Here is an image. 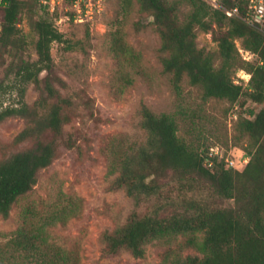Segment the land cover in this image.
Listing matches in <instances>:
<instances>
[{"label": "rangeland", "instance_id": "obj_1", "mask_svg": "<svg viewBox=\"0 0 264 264\" xmlns=\"http://www.w3.org/2000/svg\"><path fill=\"white\" fill-rule=\"evenodd\" d=\"M249 5L248 18L255 20L256 14H263L258 23L264 30V0H249ZM31 6L42 7L35 0H26L18 23L22 42L0 46V84L7 85L0 89L3 107L20 99L17 89L11 87L14 62L18 58H37V34L28 18ZM188 11L189 4L183 2L179 17ZM63 12L64 8L60 13L49 12L62 33V41L51 45L52 67L39 74V84L26 83L23 96L28 106L39 113L60 103V131H33L18 138L32 126L28 117L11 115L0 121V161L33 147L37 140L53 142L55 146L51 163L38 170L32 189L11 205L7 215L0 214V241L11 236L24 209L32 207L40 217L59 215L46 226L49 241L70 251L74 256L72 264H166L168 251H172L170 257L174 253L197 254L194 247L181 245L185 239L182 235L171 242H149L142 257H134L125 249L109 251L103 233L126 223L133 215H170L191 204L224 207L231 205L232 200L217 196L203 177L179 179L170 170L158 179L161 192L157 195L135 198L124 189L112 190L109 187L115 175L108 173L106 146L112 141L133 151L146 142L147 132L139 114L145 104L155 113L172 114L177 121V134L187 142L208 153L213 147L217 152L214 155L237 167L248 159L247 137L241 136L236 127L239 115L253 118L251 111H259L264 102L256 103L246 96L235 103L215 97L204 99L202 89L191 85L187 78L175 88L170 75L163 72L160 38L151 24L153 17L141 12L136 0L129 4L104 0L101 10L83 22L56 23L55 16ZM116 44L132 47L139 53V61L123 57L120 62L113 50ZM196 44L219 61L213 32L197 29ZM236 46L244 61H256V55L242 47L241 39H236ZM233 79L246 86L250 73L238 69ZM46 81L56 90L54 97L48 96ZM70 198L73 205H69Z\"/></svg>", "mask_w": 264, "mask_h": 264}, {"label": "trees", "instance_id": "obj_2", "mask_svg": "<svg viewBox=\"0 0 264 264\" xmlns=\"http://www.w3.org/2000/svg\"><path fill=\"white\" fill-rule=\"evenodd\" d=\"M35 1L42 7H29L28 18L37 34V58L33 61L18 58L14 62L11 87L17 89L20 99L0 106V121L11 115L28 117L31 121L32 126L18 138L33 131L58 133L63 122L60 103H53L49 110L39 113L23 100L25 84H39V74L52 67V43L62 41L52 15L40 0ZM136 2L141 12L153 17L151 24L160 38L158 50L163 72L170 75L175 88L187 78L191 85L202 89L204 99L215 97L235 103L246 96L256 103L264 102V30L257 21L248 18L249 0H219V7L206 0ZM183 2L189 4V11L180 18L178 10ZM25 4L26 0H0V46L18 44L23 38L18 23ZM234 8L236 13H225L226 9ZM197 29L213 32L218 62L212 52L197 47ZM238 38L245 50L256 55V61L242 59L236 46ZM113 50L120 62L123 57L139 61V53L125 44H116ZM238 69L250 73L246 86L234 82L233 75ZM3 86L7 85L0 84V89ZM44 88L49 97L57 94L48 81ZM239 104L243 106V102ZM251 113L253 118L239 115L237 121L239 134L247 137L248 159L236 167L180 137L172 114L155 113L142 104L139 114L141 126L147 132L146 142L133 151L112 141L106 146L108 173L115 175L109 188L124 189L135 198L157 195L161 192L158 179L170 170L179 179L192 175L205 178L217 196L232 200V204L224 207L191 204L170 215H133L126 223L103 233L109 251L125 249L134 257H142L149 242H171L182 235L185 239L181 245L192 246L198 253L185 256L174 253L170 257L172 251H168L166 264H264V107ZM54 155L53 142L37 140L33 147L0 161L1 215H7L11 205L32 189L38 170L49 165ZM73 204L70 198L69 205ZM58 217H40L34 208L26 207L17 229L7 240L0 241V264H72L73 254L49 241L46 226Z\"/></svg>", "mask_w": 264, "mask_h": 264}, {"label": "built area", "instance_id": "obj_3", "mask_svg": "<svg viewBox=\"0 0 264 264\" xmlns=\"http://www.w3.org/2000/svg\"><path fill=\"white\" fill-rule=\"evenodd\" d=\"M206 1L213 7L220 6L219 0ZM40 2L51 13H57L58 11L60 13V9L64 8V12L62 14L55 16L56 23H59L61 21L83 22L85 20H90L95 12H99L101 10L104 0H40ZM236 11V8L232 10L226 9L225 13L227 15H232L236 13ZM259 11L260 10H257L258 13ZM255 16V21L259 22L260 18L258 17H262L263 14L259 13V15L256 14ZM210 150L211 151L208 153L209 155L217 154V152L213 151V147H210ZM227 161L233 165L231 161Z\"/></svg>", "mask_w": 264, "mask_h": 264}]
</instances>
